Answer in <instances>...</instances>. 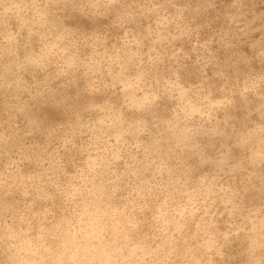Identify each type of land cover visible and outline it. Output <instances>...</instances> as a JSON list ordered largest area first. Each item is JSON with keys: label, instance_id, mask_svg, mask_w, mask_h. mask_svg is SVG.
Instances as JSON below:
<instances>
[{"label": "clouds", "instance_id": "9594fccd", "mask_svg": "<svg viewBox=\"0 0 264 264\" xmlns=\"http://www.w3.org/2000/svg\"><path fill=\"white\" fill-rule=\"evenodd\" d=\"M0 264H264V0H0Z\"/></svg>", "mask_w": 264, "mask_h": 264}]
</instances>
